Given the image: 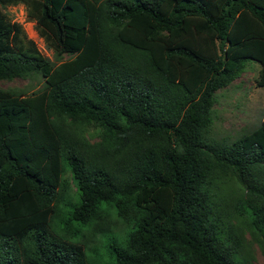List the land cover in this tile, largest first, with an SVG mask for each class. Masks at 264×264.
<instances>
[{
  "label": "trees",
  "instance_id": "1",
  "mask_svg": "<svg viewBox=\"0 0 264 264\" xmlns=\"http://www.w3.org/2000/svg\"><path fill=\"white\" fill-rule=\"evenodd\" d=\"M19 3L58 65L22 43ZM251 61L264 88V0H0V80L46 84L0 91V264H248L247 229L264 254V118L208 138Z\"/></svg>",
  "mask_w": 264,
  "mask_h": 264
},
{
  "label": "rangeland",
  "instance_id": "2",
  "mask_svg": "<svg viewBox=\"0 0 264 264\" xmlns=\"http://www.w3.org/2000/svg\"><path fill=\"white\" fill-rule=\"evenodd\" d=\"M11 23L18 24L22 31V43L27 47L32 41L37 50L53 64H59L52 40L40 34L37 23L28 16V5L19 3L3 9ZM74 56L64 55L62 61L74 59ZM260 65L249 62L245 70L232 85L216 93V101L212 109V126L208 138L215 141L231 143L245 133L259 127L264 118V88L257 86L256 81L260 72ZM45 79L38 73H32L26 78L0 80V91H8L25 96L38 93L45 88ZM92 143L98 141L94 131L88 135ZM222 194L226 201L222 207L232 210L236 198L241 196V189L234 181L227 180L221 185ZM230 224L242 228L244 220L234 215L229 219ZM242 223V224H240ZM244 254L248 264H264V254L260 245L251 240L250 231L244 230ZM104 238L89 237L86 240L89 255L97 260L105 252Z\"/></svg>",
  "mask_w": 264,
  "mask_h": 264
}]
</instances>
